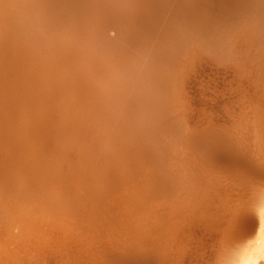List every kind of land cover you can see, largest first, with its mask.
I'll return each instance as SVG.
<instances>
[{"label":"bare ground","instance_id":"6f19581e","mask_svg":"<svg viewBox=\"0 0 264 264\" xmlns=\"http://www.w3.org/2000/svg\"><path fill=\"white\" fill-rule=\"evenodd\" d=\"M261 207L264 0H0V264H264Z\"/></svg>","mask_w":264,"mask_h":264},{"label":"rangeland","instance_id":"374dc122","mask_svg":"<svg viewBox=\"0 0 264 264\" xmlns=\"http://www.w3.org/2000/svg\"><path fill=\"white\" fill-rule=\"evenodd\" d=\"M40 239L44 241L46 246L50 244V241L46 239L45 237L41 236ZM19 241L20 240H17V239L16 240L15 239L5 240L6 245L3 247L2 251H5V250L7 251L9 249H13V250L17 249L19 244H17L16 242H19ZM23 241H25L24 238H23ZM24 249H25V253H28L30 251L29 245L26 244L24 246Z\"/></svg>","mask_w":264,"mask_h":264},{"label":"clouds","instance_id":"9594fccd","mask_svg":"<svg viewBox=\"0 0 264 264\" xmlns=\"http://www.w3.org/2000/svg\"><path fill=\"white\" fill-rule=\"evenodd\" d=\"M256 245V254L261 261H264V254L261 253V250L264 249V240H258ZM251 264H258V261H252Z\"/></svg>","mask_w":264,"mask_h":264},{"label":"snow or ice","instance_id":"6c2138e0","mask_svg":"<svg viewBox=\"0 0 264 264\" xmlns=\"http://www.w3.org/2000/svg\"><path fill=\"white\" fill-rule=\"evenodd\" d=\"M260 215H261V237H260V240H264V207H261ZM254 243L256 244L257 241ZM249 247H253V245H250Z\"/></svg>","mask_w":264,"mask_h":264}]
</instances>
